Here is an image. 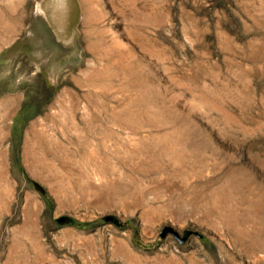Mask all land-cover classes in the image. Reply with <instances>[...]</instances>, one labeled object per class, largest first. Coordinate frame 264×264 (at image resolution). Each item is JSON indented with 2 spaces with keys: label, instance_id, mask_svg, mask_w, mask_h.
Listing matches in <instances>:
<instances>
[{
  "label": "rangeland",
  "instance_id": "rangeland-1",
  "mask_svg": "<svg viewBox=\"0 0 264 264\" xmlns=\"http://www.w3.org/2000/svg\"><path fill=\"white\" fill-rule=\"evenodd\" d=\"M0 264H264V0H0Z\"/></svg>",
  "mask_w": 264,
  "mask_h": 264
},
{
  "label": "water",
  "instance_id": "water-1",
  "mask_svg": "<svg viewBox=\"0 0 264 264\" xmlns=\"http://www.w3.org/2000/svg\"><path fill=\"white\" fill-rule=\"evenodd\" d=\"M165 235V234H164ZM177 236V235H176ZM186 241V238H182V239H180V242L181 243H184Z\"/></svg>",
  "mask_w": 264,
  "mask_h": 264
}]
</instances>
